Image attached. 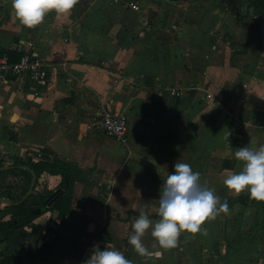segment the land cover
Segmentation results:
<instances>
[{"label":"crops","instance_id":"1","mask_svg":"<svg viewBox=\"0 0 264 264\" xmlns=\"http://www.w3.org/2000/svg\"><path fill=\"white\" fill-rule=\"evenodd\" d=\"M0 46L10 61L20 47L37 51L48 71L43 82H0V163L62 160V137V161L77 163L88 179L75 182L63 221L53 207L62 176L44 171L35 189L58 196L0 250L26 255L49 245L45 261L26 256L25 264H83L98 244L133 264H194L187 230L164 248L150 226L140 255L129 243L132 225L142 208L153 222L160 218V189L178 159L221 202L249 195H223L219 184L242 169L238 147L264 145V9L250 0H77L69 13L51 10L27 27L12 0H0ZM99 112L129 117L126 146L92 127ZM235 211L245 213L225 221L219 213L212 222L250 228L240 233L247 249L217 264H264V201L235 202Z\"/></svg>","mask_w":264,"mask_h":264},{"label":"clouds","instance_id":"2","mask_svg":"<svg viewBox=\"0 0 264 264\" xmlns=\"http://www.w3.org/2000/svg\"><path fill=\"white\" fill-rule=\"evenodd\" d=\"M77 0H12L15 15L22 24L33 27L40 24L46 13L55 10L59 14L69 13ZM235 158L243 162L242 169L229 171L223 183L232 192L247 191L250 198L264 201V145L253 148L248 145L238 147ZM163 180L159 193V219L153 222L144 208L133 222V232L129 243L135 251L145 255L148 249L142 238L151 226V235L164 248L175 247L182 230L190 233L203 232L206 219L215 218L219 213H228L227 200L220 201L214 190L201 183V173L194 171L190 164L178 159ZM83 264H133L124 253L114 247L93 246L90 256Z\"/></svg>","mask_w":264,"mask_h":264},{"label":"trees","instance_id":"3","mask_svg":"<svg viewBox=\"0 0 264 264\" xmlns=\"http://www.w3.org/2000/svg\"><path fill=\"white\" fill-rule=\"evenodd\" d=\"M250 4L264 9V0H250ZM20 55H17L14 60H18ZM0 166H4L0 163ZM7 170H0V197L11 199L18 204H0V242H7L10 238L17 234H25L26 226L33 223V221L42 213L52 199L56 198L59 192L56 193H39L35 188L33 193L25 198L33 174L35 170L37 178L47 171L51 174H60L62 176L61 187L63 188L61 194L53 203V207L58 209L63 221L64 214L70 208L73 199V188L76 181H82L88 185L87 174L75 162L62 161L59 157L54 161H33L27 159L20 164H13ZM10 176L20 178L18 182L9 181ZM4 184V182H6ZM229 207L235 202L248 204L254 201L255 198H250V195H241L235 199H226ZM69 226V221L66 222L65 227ZM52 246L42 245L36 252L28 251L26 255L18 254L9 248L0 250V264H25V257H32L34 259L45 261ZM44 254V255H42Z\"/></svg>","mask_w":264,"mask_h":264},{"label":"built area","instance_id":"4","mask_svg":"<svg viewBox=\"0 0 264 264\" xmlns=\"http://www.w3.org/2000/svg\"><path fill=\"white\" fill-rule=\"evenodd\" d=\"M20 58L10 61L9 56L0 46V82L10 81L12 77L28 76L31 81L43 82L48 75L47 64L39 53L34 50H24ZM92 127L102 130L103 133L112 137L122 145L129 141L130 121L125 114L111 112H99L91 121Z\"/></svg>","mask_w":264,"mask_h":264},{"label":"rangeland","instance_id":"5","mask_svg":"<svg viewBox=\"0 0 264 264\" xmlns=\"http://www.w3.org/2000/svg\"><path fill=\"white\" fill-rule=\"evenodd\" d=\"M20 178L10 176L9 181L11 182H18ZM221 185L219 184V190L221 192H224L223 195H228L227 193L232 192L227 188V186L221 181ZM245 212L238 211L236 213L228 212L225 214L220 213V220L225 221L229 219L230 217H233V215L237 214V216L243 215ZM242 223L239 224V227L237 226L233 228H224L222 230H219L218 226L214 227V224L212 222V219H206L205 222L202 223L201 228L204 229L203 232H197L195 234L191 233V241L190 246L188 248H185V251H188L190 255L188 256V259L194 262V264H217L220 259L217 257L220 256L222 259H228L227 257L231 255L230 253L235 251H246V244L241 236V232L244 233L247 231H250V228H246L241 226ZM237 230V232H236ZM190 233V232H189ZM236 233V234H235ZM246 234V233H245ZM199 240L202 241V243H197ZM198 244V245H197ZM193 246V250H191V247ZM248 246V245H247ZM253 248V247H252ZM203 249H207L206 251H203ZM205 253V254H204ZM199 256L197 258L198 260H195V257ZM230 261V260H229ZM223 264L226 263V261L222 262Z\"/></svg>","mask_w":264,"mask_h":264},{"label":"water","instance_id":"6","mask_svg":"<svg viewBox=\"0 0 264 264\" xmlns=\"http://www.w3.org/2000/svg\"><path fill=\"white\" fill-rule=\"evenodd\" d=\"M56 147H58V149L61 152V158L62 160H66V143L64 141V139L62 137H59V142L56 143ZM10 167H12L11 165H5V166H0V170H7ZM32 180L29 186V189L26 193V195L23 197L22 200H24L25 198H27L28 196H30L33 193V190L36 186V182H37V174L35 172V170H32ZM19 202H13L11 199L9 198H5V197H0V204H9V205H13V204H18Z\"/></svg>","mask_w":264,"mask_h":264}]
</instances>
